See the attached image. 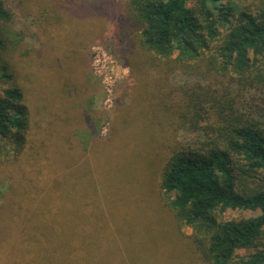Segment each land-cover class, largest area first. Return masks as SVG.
<instances>
[{
  "label": "trees",
  "instance_id": "trees-1",
  "mask_svg": "<svg viewBox=\"0 0 264 264\" xmlns=\"http://www.w3.org/2000/svg\"><path fill=\"white\" fill-rule=\"evenodd\" d=\"M64 1L81 6L84 16L105 17L112 13L122 26H131L137 40L119 34L123 52L139 44L144 51L143 60L149 54L158 61L191 68L201 79L220 82L218 88H201L193 103L194 120L208 121L202 117L206 109L215 117L210 116L213 121L204 125L203 138L197 144L175 146L163 160L152 157V144L160 138L164 140L168 132L139 133L136 138L135 131L129 133L130 138L134 137L133 143L139 145V158L152 157L148 166L135 165L132 181L125 184L130 202L124 208L132 216L136 212L137 231L121 223L113 206L114 195L101 185L98 187V177L96 181L91 177V181L88 170H70L69 163L64 162L66 158L54 163L59 169L65 168L66 186L60 187L61 201L57 199L59 179L46 185L42 176H31L27 183L38 191L30 192L34 202L26 216L31 223L29 219L36 212L40 194L45 200L62 203L70 195L67 190L77 182L86 193L73 190L78 194L79 205H70L66 216L55 215L46 224H27L18 229L17 236L21 235L23 244L16 246L15 252L26 250L27 264H200L182 263L191 258L186 249H179L185 245L170 230L157 229V233L152 229L166 225L165 218L153 217L155 211L160 212L153 201L154 186L149 177L151 168L159 164L161 200L180 224L191 228V244L205 264H264V107L256 104L264 105V97L253 103L258 112L248 110L251 106L244 104V93L260 91L264 95V0L249 1L243 6L237 5L236 0H128V7L124 0ZM42 2L38 20L42 29L36 34L40 46L34 55L26 53L23 58L14 59L19 55L15 47L22 38L9 37L13 12L5 0H0V80H11L9 86L0 90V165L7 164L9 169L15 168L14 161L23 163L26 158L36 157H27L24 151L30 112L24 102L27 93L19 80V64L27 69L29 62H34L41 71L45 68L42 64H53L51 25L55 18L68 15L55 0ZM93 25L92 20L90 26ZM124 26L128 32L130 29ZM66 33L57 37L62 40L63 53L68 46ZM82 34L85 35L79 36ZM86 38L85 35L81 40ZM6 54L13 59V75ZM166 122L165 118L160 119L161 125ZM15 186L8 195L11 206L16 196L22 195ZM149 207L154 213L148 211ZM238 211L251 214L232 215ZM86 212L91 219L83 217ZM40 217L42 222L51 219L45 214ZM103 223L109 224L112 232L108 225L100 229ZM162 232L163 236H159ZM102 236L106 239L103 245L97 241ZM8 259L4 260L8 263Z\"/></svg>",
  "mask_w": 264,
  "mask_h": 264
},
{
  "label": "rangeland",
  "instance_id": "rangeland-1",
  "mask_svg": "<svg viewBox=\"0 0 264 264\" xmlns=\"http://www.w3.org/2000/svg\"><path fill=\"white\" fill-rule=\"evenodd\" d=\"M5 1L13 12L10 24L12 32L8 35L13 39L22 38L15 47L19 55L14 56V59L18 56L23 58L26 53L34 55V50L40 46L36 34L42 29L38 20L41 9L39 7L42 6L43 0H29L31 3L27 0ZM55 1L62 12L68 15L55 18L51 25L53 64H42V68L45 67L42 71L34 62H29L27 69H23L19 64V80L27 93L24 102L30 112L24 151L28 154L27 157L34 154L36 157L26 158L23 163L12 162L15 167L13 169H9L7 164L0 165V264H27V251L21 250L19 254L15 252V247L23 244L21 235L17 236V230L27 224H46L55 215L66 216L70 205H79L76 199L78 194L73 193V190L86 193L85 187L77 182L73 189L67 190L70 195L66 196L62 203L45 200V197L42 198L43 194H40L41 198H36L39 201L37 206L35 205L36 212L29 219L31 223L26 216L34 202L30 192H38L35 186L32 189L27 183L31 176H42L46 185L59 179L57 199L61 201L60 187L66 186L63 179L65 168L59 169L55 164L66 158L64 162L69 163L70 170L79 167L88 170L90 180L93 177L96 181L98 177V187L101 185L108 193L114 195L112 202L119 212L121 223L131 231H137L138 222L134 219L136 212H133L132 216L124 208L130 202V194L125 184L132 181L135 165L145 166L152 161V157L163 160L175 146L197 144L203 138L204 125L208 121L212 122L215 117L212 111L206 109L202 117L208 118V121L205 122L201 118L194 120L193 103L197 101L196 93L201 88H218L220 82L217 84L211 82V79H201L191 68L158 61L149 54L143 60L141 58L144 51L139 44L131 45L134 49L123 52L119 48V34L137 40L136 32L131 26L123 25L130 29L125 32L121 21H117L111 12L105 17H102L104 14H92L87 17L83 15L81 6L71 5L64 0ZM236 1L237 5L243 6L255 0ZM127 2L128 0H124L125 6ZM92 20L95 23L94 28L90 26ZM63 31H67L68 43L64 53L61 49L62 40L57 39L63 36ZM81 33L87 36L85 40H81V37H85L84 34L79 36ZM75 40H81V43L76 44L78 41L74 43ZM139 51H143V55H140ZM6 55L9 71L13 75V59L9 54ZM10 84V79L2 78L0 90ZM234 88L232 87V94L235 96ZM244 96V104L251 106L248 110L258 112L253 103L264 97L263 93L252 91L244 93ZM256 104L264 107L261 103ZM130 109L133 112H130ZM262 113L264 114V111ZM162 117L167 120L165 125L160 124ZM132 131L136 132L135 138L139 137V133L151 134L150 131L168 132V136L164 140L160 138L154 142L153 156L147 155L143 160L138 156L139 145L136 146L133 143L134 137L129 136ZM151 172L149 182L154 186L153 201L160 213L155 214L156 211L154 213L150 207L148 211L154 213V218L158 215L166 219L163 221L166 224L164 228L160 225L159 228H152L153 231L170 230L179 239V243L185 245L179 249H186L185 252L191 259L183 260L182 263L195 261L205 264L199 251L191 244V228L180 224L174 213L161 200L159 164L152 167ZM13 184H16L15 190L18 193L21 189L22 195L16 196L14 205L11 206L8 195ZM92 186L95 188L94 183ZM42 214L51 219H44L42 222ZM82 214L84 218L91 219L89 212ZM250 214L249 211L232 213L238 216ZM107 225L112 232L110 225L106 223H103L100 229H106ZM148 228L150 226L146 229ZM159 236H163V232ZM118 240L120 242V235ZM97 241L101 245L106 243L103 236ZM140 242L141 239L138 244ZM98 257L96 255L95 259ZM5 258H9L8 263Z\"/></svg>",
  "mask_w": 264,
  "mask_h": 264
}]
</instances>
